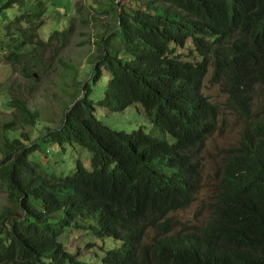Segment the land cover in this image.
Returning a JSON list of instances; mask_svg holds the SVG:
<instances>
[{"label":"trees","instance_id":"obj_1","mask_svg":"<svg viewBox=\"0 0 264 264\" xmlns=\"http://www.w3.org/2000/svg\"><path fill=\"white\" fill-rule=\"evenodd\" d=\"M29 1L0 0V23L14 8L26 9L14 26L31 24L33 35L17 34L8 60L37 82L31 71L45 69L47 51L58 55L74 29L44 40L50 6L64 0L35 8ZM112 9L116 25L96 43L88 80L74 74L65 85L72 103L61 126L35 138L40 113L19 98L13 120L0 126V192L7 196L0 264H84L60 242L66 230L121 242L102 264H264V0H113ZM209 68L244 126L215 172L207 220L176 230L174 216L202 189V154L221 116L202 93ZM134 105L160 138L116 132L97 119L99 108L122 114ZM41 141L82 148L91 170L78 161L68 177L42 172L33 158Z\"/></svg>","mask_w":264,"mask_h":264},{"label":"rangeland","instance_id":"obj_2","mask_svg":"<svg viewBox=\"0 0 264 264\" xmlns=\"http://www.w3.org/2000/svg\"><path fill=\"white\" fill-rule=\"evenodd\" d=\"M40 1L30 0L29 6L35 8ZM64 1L57 5L52 3L48 17L45 18V26L39 35L44 40H48L55 32L73 28V36L66 48L58 55L54 54L52 48L47 51L44 60L45 69L31 71V74L38 80L37 82L25 80L22 76V67L8 60L11 51L16 46L14 43L17 41V34L27 32L33 35L31 24L28 26V23H24L20 27L14 26L17 18L26 14V9L14 8L7 12L9 21L6 24L0 23V126L13 120L12 99L19 98L28 103L31 112L40 113V122L35 134V138H40L39 140L47 138L50 131L57 130L61 126L65 106L72 103L68 96L71 89L66 88L65 85H70L74 74H80V79L88 80L92 71L88 60L89 58L96 59L100 55L98 46H95L96 43L100 42L105 33L116 25L112 9L113 0ZM8 27H11L12 31H9ZM23 51L24 54L28 52L25 49ZM52 61H54V66L49 68ZM62 63L72 66L79 73L65 71ZM211 75L212 69L209 68L203 81L202 93L211 103L220 108L221 116L218 129L206 142L202 154V189L196 202L189 209L174 216L176 230L202 226L207 220L211 212L213 196L216 193L215 172L229 150L237 144L239 133L244 126V121L228 109L227 95L223 91V85L213 83ZM105 78L100 94L92 98L95 103L102 99V89L107 85L108 74ZM257 106L254 107L253 113L258 111ZM96 116L103 125L116 132L133 134L143 131L147 135L153 134L158 138L161 137L154 131L153 124L139 105L130 107L122 114H112L99 108ZM25 133H30V129L27 128ZM167 140L170 141L169 138ZM38 144L39 152L33 158L41 171L49 176H70L75 172L78 161L86 169L91 170V155L78 146H65V151H63L50 142L41 141ZM6 206L7 196L0 192V213ZM92 224L95 225L93 222ZM149 234L151 238L154 235L152 232ZM60 242L70 254L78 255L84 264H102L106 253L122 248L121 242L113 239L100 240L92 230H66Z\"/></svg>","mask_w":264,"mask_h":264},{"label":"water","instance_id":"obj_3","mask_svg":"<svg viewBox=\"0 0 264 264\" xmlns=\"http://www.w3.org/2000/svg\"><path fill=\"white\" fill-rule=\"evenodd\" d=\"M82 97V96H81ZM72 107H70L69 109H71Z\"/></svg>","mask_w":264,"mask_h":264}]
</instances>
